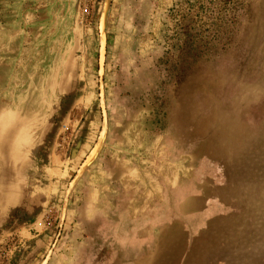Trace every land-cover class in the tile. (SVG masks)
Wrapping results in <instances>:
<instances>
[{
  "label": "rangeland",
  "instance_id": "374dc122",
  "mask_svg": "<svg viewBox=\"0 0 264 264\" xmlns=\"http://www.w3.org/2000/svg\"><path fill=\"white\" fill-rule=\"evenodd\" d=\"M111 114L226 207L188 260L175 228L141 264H264V0H0V264H104L79 184Z\"/></svg>",
  "mask_w": 264,
  "mask_h": 264
},
{
  "label": "crops",
  "instance_id": "0c3cea01",
  "mask_svg": "<svg viewBox=\"0 0 264 264\" xmlns=\"http://www.w3.org/2000/svg\"><path fill=\"white\" fill-rule=\"evenodd\" d=\"M113 115L103 119L117 120L108 130L101 161L87 169L79 184L83 200L89 203L90 229L92 223L98 226L97 233L105 240L104 264H141L158 255L160 235L175 228L186 235L188 260L204 229L226 210L207 191L208 181L213 180L208 168L193 163L184 145L157 151L161 143L157 144L159 160H144L149 157L140 150L142 121L109 117ZM117 235L128 238L127 242L119 244Z\"/></svg>",
  "mask_w": 264,
  "mask_h": 264
}]
</instances>
